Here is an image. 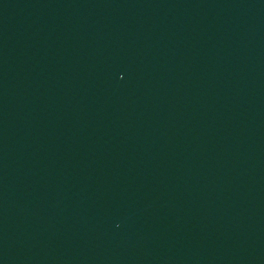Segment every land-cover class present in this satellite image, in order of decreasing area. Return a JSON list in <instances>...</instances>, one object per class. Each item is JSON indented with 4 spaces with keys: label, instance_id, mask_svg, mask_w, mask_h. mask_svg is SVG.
Masks as SVG:
<instances>
[{
    "label": "water",
    "instance_id": "95a60500",
    "mask_svg": "<svg viewBox=\"0 0 264 264\" xmlns=\"http://www.w3.org/2000/svg\"><path fill=\"white\" fill-rule=\"evenodd\" d=\"M0 264H264V0H0Z\"/></svg>",
    "mask_w": 264,
    "mask_h": 264
}]
</instances>
